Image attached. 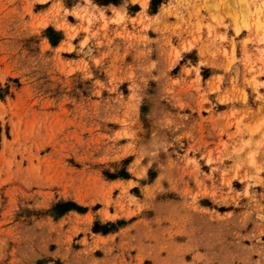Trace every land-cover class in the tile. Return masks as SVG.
Instances as JSON below:
<instances>
[{
	"label": "rangeland",
	"instance_id": "1",
	"mask_svg": "<svg viewBox=\"0 0 264 264\" xmlns=\"http://www.w3.org/2000/svg\"><path fill=\"white\" fill-rule=\"evenodd\" d=\"M0 264H264V0H0Z\"/></svg>",
	"mask_w": 264,
	"mask_h": 264
},
{
	"label": "trees",
	"instance_id": "2",
	"mask_svg": "<svg viewBox=\"0 0 264 264\" xmlns=\"http://www.w3.org/2000/svg\"><path fill=\"white\" fill-rule=\"evenodd\" d=\"M68 206H71L69 203H67L66 205H65V207H68Z\"/></svg>",
	"mask_w": 264,
	"mask_h": 264
},
{
	"label": "bare ground",
	"instance_id": "3",
	"mask_svg": "<svg viewBox=\"0 0 264 264\" xmlns=\"http://www.w3.org/2000/svg\"><path fill=\"white\" fill-rule=\"evenodd\" d=\"M143 4H145V2H143Z\"/></svg>",
	"mask_w": 264,
	"mask_h": 264
}]
</instances>
